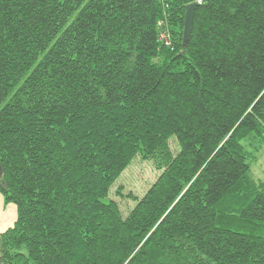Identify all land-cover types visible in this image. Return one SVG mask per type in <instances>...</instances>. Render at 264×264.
I'll return each instance as SVG.
<instances>
[{"label":"trees","instance_id":"1","mask_svg":"<svg viewBox=\"0 0 264 264\" xmlns=\"http://www.w3.org/2000/svg\"><path fill=\"white\" fill-rule=\"evenodd\" d=\"M263 148L264 0H0V264H264Z\"/></svg>","mask_w":264,"mask_h":264},{"label":"rangeland","instance_id":"2","mask_svg":"<svg viewBox=\"0 0 264 264\" xmlns=\"http://www.w3.org/2000/svg\"><path fill=\"white\" fill-rule=\"evenodd\" d=\"M174 143H177V148ZM170 145L174 152L177 149L176 154L180 152V146L178 145L176 137L171 139ZM257 157L258 161L252 164V175L255 180L264 182V148L257 154ZM161 173L162 172L156 170L153 162L143 161L139 157L136 158L130 167L121 175L115 183L111 199L119 203L124 217H127L130 211L134 209L138 200L144 197L157 181ZM120 187L123 188L122 194L118 196L117 191ZM129 194H132L137 199L129 198Z\"/></svg>","mask_w":264,"mask_h":264},{"label":"crops","instance_id":"3","mask_svg":"<svg viewBox=\"0 0 264 264\" xmlns=\"http://www.w3.org/2000/svg\"><path fill=\"white\" fill-rule=\"evenodd\" d=\"M1 195L0 193V235L13 227L18 218L17 207L13 204H6L4 197Z\"/></svg>","mask_w":264,"mask_h":264},{"label":"water","instance_id":"4","mask_svg":"<svg viewBox=\"0 0 264 264\" xmlns=\"http://www.w3.org/2000/svg\"><path fill=\"white\" fill-rule=\"evenodd\" d=\"M197 7V4H191L187 7L186 11V17H185V28H184V42H188L193 21H194V15H195V9Z\"/></svg>","mask_w":264,"mask_h":264},{"label":"built area","instance_id":"5","mask_svg":"<svg viewBox=\"0 0 264 264\" xmlns=\"http://www.w3.org/2000/svg\"><path fill=\"white\" fill-rule=\"evenodd\" d=\"M199 3H201V2H199Z\"/></svg>","mask_w":264,"mask_h":264},{"label":"bare ground","instance_id":"6","mask_svg":"<svg viewBox=\"0 0 264 264\" xmlns=\"http://www.w3.org/2000/svg\"><path fill=\"white\" fill-rule=\"evenodd\" d=\"M163 42V41H162Z\"/></svg>","mask_w":264,"mask_h":264}]
</instances>
